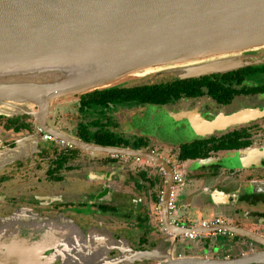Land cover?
Returning a JSON list of instances; mask_svg holds the SVG:
<instances>
[{
  "label": "flooded vegetation",
  "instance_id": "af4514ba",
  "mask_svg": "<svg viewBox=\"0 0 264 264\" xmlns=\"http://www.w3.org/2000/svg\"><path fill=\"white\" fill-rule=\"evenodd\" d=\"M250 67L170 86L164 102L95 90L51 108L46 128L153 152L171 165V229L157 164L107 154L100 164L30 115L0 114V233L26 242L27 264H158L167 254L226 259L263 251L246 235L206 231L227 223L264 238V63ZM60 114L75 126L67 129ZM223 157L231 158L228 168Z\"/></svg>",
  "mask_w": 264,
  "mask_h": 264
},
{
  "label": "water",
  "instance_id": "95a60500",
  "mask_svg": "<svg viewBox=\"0 0 264 264\" xmlns=\"http://www.w3.org/2000/svg\"><path fill=\"white\" fill-rule=\"evenodd\" d=\"M263 63L264 0H0V114L30 115L81 151L157 164L166 178L162 213L169 229L171 165L153 152L46 128L52 106L128 77L179 80ZM103 159L97 157L100 164ZM230 161L220 158L226 168ZM208 230L240 233L264 244L263 237L232 224ZM25 246L1 232L0 264H27ZM252 263L264 264V250L226 259L167 254L158 264Z\"/></svg>",
  "mask_w": 264,
  "mask_h": 264
},
{
  "label": "trees",
  "instance_id": "16d2710c",
  "mask_svg": "<svg viewBox=\"0 0 264 264\" xmlns=\"http://www.w3.org/2000/svg\"><path fill=\"white\" fill-rule=\"evenodd\" d=\"M247 68H251V67L247 66ZM201 78H203V76ZM200 80L201 79L199 78H190L188 80L179 79L167 83L144 84L133 87H124V86L116 85L110 88L96 90V91H102L103 93L108 92L112 94H114L113 92L117 91V94L116 95L114 94L115 96H121V97L123 96L122 97L123 99L129 101L140 100L143 102H164L166 99H169V97L167 96L165 97L164 95L167 92V90H169L170 86L182 85V84H186L187 82L199 83ZM104 142L109 143L107 141Z\"/></svg>",
  "mask_w": 264,
  "mask_h": 264
},
{
  "label": "rangeland",
  "instance_id": "374dc122",
  "mask_svg": "<svg viewBox=\"0 0 264 264\" xmlns=\"http://www.w3.org/2000/svg\"><path fill=\"white\" fill-rule=\"evenodd\" d=\"M168 79L167 77H160V78H157V76H152L149 78V81H145V80H140L139 78H131V77H128L126 79H124L123 81H121L118 85H124V84H137V83H151V82H154L155 80H166ZM78 98V95L76 96H73V97H67L65 99H62L61 101H58V102H55L54 105H53V108H55L54 110H56L57 108H60V104H62L63 107L66 106L67 102H71L72 100H75ZM64 110V109H63ZM65 114V113H64ZM64 114H60L59 117L61 118V120L63 121V125L67 128V129H70L71 127H74L75 126V122L76 121H71L70 117L71 116H67V115H64ZM94 156L98 157V156H102L101 154H95ZM231 208V207H230ZM82 212V211H81Z\"/></svg>",
  "mask_w": 264,
  "mask_h": 264
},
{
  "label": "crops",
  "instance_id": "0c3cea01",
  "mask_svg": "<svg viewBox=\"0 0 264 264\" xmlns=\"http://www.w3.org/2000/svg\"><path fill=\"white\" fill-rule=\"evenodd\" d=\"M200 182H201V181H200ZM226 183H227V182H226ZM224 206H226V205H224ZM224 206H223V207H224ZM228 209H229L228 206H226L223 210H224V211L226 210L225 212H228V211H227ZM224 211H223V212H224Z\"/></svg>",
  "mask_w": 264,
  "mask_h": 264
},
{
  "label": "built area",
  "instance_id": "2783aa9c",
  "mask_svg": "<svg viewBox=\"0 0 264 264\" xmlns=\"http://www.w3.org/2000/svg\"><path fill=\"white\" fill-rule=\"evenodd\" d=\"M175 179L176 180H179L180 179V177L178 176V174L175 176ZM173 207V206H172ZM192 236V235H191Z\"/></svg>",
  "mask_w": 264,
  "mask_h": 264
}]
</instances>
